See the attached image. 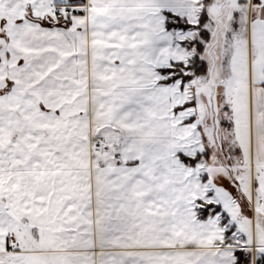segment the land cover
Here are the masks:
<instances>
[{
  "label": "snow or ice",
  "instance_id": "snow-or-ice-1",
  "mask_svg": "<svg viewBox=\"0 0 264 264\" xmlns=\"http://www.w3.org/2000/svg\"><path fill=\"white\" fill-rule=\"evenodd\" d=\"M0 264H264V0H0Z\"/></svg>",
  "mask_w": 264,
  "mask_h": 264
}]
</instances>
